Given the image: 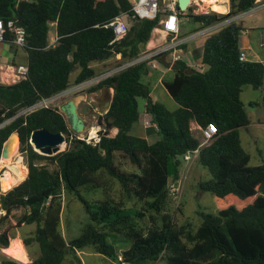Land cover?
I'll return each instance as SVG.
<instances>
[{"label":"trees","instance_id":"trees-1","mask_svg":"<svg viewBox=\"0 0 264 264\" xmlns=\"http://www.w3.org/2000/svg\"><path fill=\"white\" fill-rule=\"evenodd\" d=\"M255 3L229 0L227 13H194L192 7L185 13L178 4L176 9L179 16L209 26L246 12ZM122 14L132 17V0H0L5 26L14 21L26 30L23 49L28 54L26 77L0 83V159L4 142L17 131L28 166L25 180L0 193L6 211L1 223L14 220L15 225H10L15 230L36 225L31 236L22 238L25 246L39 244L40 254L28 264H83L78 251L88 249L116 261L122 255L127 264L158 260L264 264V155L261 164L250 166L251 156L240 136V129L250 124L241 94L246 86H264V63L240 59L241 22L231 21L207 38L204 70L183 60L174 63L175 76L164 85L178 104L176 109L152 96L143 81L146 63L99 81L92 90L112 88L113 96L110 108L101 115V140L96 145L77 138L59 106L21 113L44 97L99 75L91 66L94 62L120 54L117 65H121L140 56L153 30L161 27L165 12L132 18L127 34L112 42L114 29L106 25ZM51 23H56L58 35L53 45ZM14 37L7 28L3 42L12 44ZM140 99L158 130L154 142L131 132L140 118ZM192 122L204 128L213 123L217 128L196 158L211 175L199 187L213 193L217 214L200 212L202 222L196 229L190 221L178 224L169 210L171 185L182 178L184 156L200 144ZM39 128L64 133L67 148L51 156L36 151L30 137ZM113 128L118 131L111 136ZM66 193L81 203L88 217L81 234L69 240L62 232ZM15 236L9 229L0 232V247H9ZM110 236L129 241L130 247L117 254L108 242ZM0 264L22 263L4 258Z\"/></svg>","mask_w":264,"mask_h":264},{"label":"crops","instance_id":"crops-1","mask_svg":"<svg viewBox=\"0 0 264 264\" xmlns=\"http://www.w3.org/2000/svg\"><path fill=\"white\" fill-rule=\"evenodd\" d=\"M263 2L264 0H256V4ZM255 14L253 12H248L247 14L242 16L239 19V21L236 20V22H241L243 26V29L240 34V48L241 51L245 54L246 60H251V61L257 60L264 63V24L262 23L261 18H257L254 16ZM164 17L165 16H163L162 20L164 19ZM185 19L188 20L187 26H186L187 23H185ZM179 20H180V31L177 40L181 41L182 44L179 47L180 51L177 53L181 55L180 60H183L184 62L187 63L188 66L192 68H198L204 70L205 66L202 64V55H203L205 42L209 36L218 32L220 29L224 27L220 24V22L222 21L209 26H203L199 23L192 21L188 17H183V18L181 17L179 18ZM54 24L56 25V23ZM57 38L58 35L55 28L54 34H49L50 45L53 44ZM171 40H172V36H168L165 32L161 31L160 27L155 28L152 32L151 39L147 43L146 49L143 52H146L147 50L155 46L160 48L167 47L171 44ZM120 61H121V55L118 54L114 58L112 57L105 61L94 62L91 64V66L97 69L98 71L101 70L104 66H109L110 64L113 63L117 64ZM155 61L157 62V67L151 68L149 65H147L148 72L143 76V81L150 86L152 96L154 97L155 100L157 101L166 100L167 103L169 102L171 104L172 109H176L178 107V104L170 96L164 85L165 81H170L175 76V69H174L175 62L173 61L172 53L171 52L164 53ZM126 62L127 61H123L122 64H125ZM21 65H28L27 51L23 48L18 47L14 43L10 44L0 41V83H3L2 81L4 79H8L7 77L11 79H15V78L18 79L16 72L18 66ZM76 70H77L76 75L73 76L74 72L71 75L72 81L75 80L79 72V69ZM10 71H12V73H10ZM19 80L20 79L15 81L17 82ZM77 85L79 84H74L69 88H73ZM79 90L81 89H77L73 91V93L76 94ZM97 90L98 89H96L94 91V94L92 95L93 100H95L96 103L97 102L102 103L103 102L102 100H104V103L102 104H105L106 102L105 94L102 92L98 94ZM109 90L111 96H113V89L109 88ZM241 98L242 101L245 103L246 111L250 118V124L247 127L240 129L242 145H243V138H242L241 130H244V132H246L247 145H257L259 143V131L261 130L264 131V116H261V114L254 116V118L252 116L255 115L254 114L255 108L264 107V86L260 89H254V88L250 89L247 86L244 87L241 94ZM249 107L250 110H248ZM139 109H140L139 121L133 126L131 132L134 135L145 137L149 142H154L157 139H159L158 130L157 127L152 123L151 116L146 113L145 101L142 99H140ZM100 125L102 126V123ZM198 127L199 125L197 123L192 122L193 132L194 130L198 131ZM112 131H114V135H115L118 129L113 128ZM243 147L245 148L244 145ZM246 151L248 152L247 149ZM248 153L250 154V152ZM65 195L66 194H64V211H65V200H66ZM72 200H74V198ZM68 226H69V219L66 220V223L62 221V232L66 239H68L67 238ZM16 237L15 239H17L22 243L21 235ZM10 239H11V243L9 247L7 248L0 247V262L2 261V258L3 259L9 258L12 260H16L22 264H28L33 260V258L37 257L40 254V251L37 249L27 250L26 247L21 248V244H19L20 247L12 246L13 238ZM83 252H84L83 250L78 251L80 257H82L81 255L83 254ZM27 253L29 256V261H27L28 260ZM11 255L16 257L17 259L12 257Z\"/></svg>","mask_w":264,"mask_h":264},{"label":"rangeland","instance_id":"rangeland-1","mask_svg":"<svg viewBox=\"0 0 264 264\" xmlns=\"http://www.w3.org/2000/svg\"><path fill=\"white\" fill-rule=\"evenodd\" d=\"M190 7H192L193 11L197 13H208L211 11H215L218 13H227L230 9L229 0H192ZM160 11L165 12V15L169 13V10H167L164 4L161 5ZM186 12L187 11H185V13ZM253 13L254 14L256 13L254 16L257 18H261V21L264 24V10L261 9ZM181 17L183 18L186 16L185 15L179 16V18ZM124 20L129 25H131L132 17L125 16ZM232 21H236V20H232ZM185 23H187L186 24L187 26L188 20L185 19ZM54 32H55V24L51 23L49 34H54ZM114 57L115 56H113V58ZM118 66L119 65L114 64V63L110 64L109 66H104L101 70H98L99 72L98 74L101 75L103 72L115 70ZM10 73H12V71H10ZM76 73H77V70L74 71L73 76H75ZM99 75H97L96 78H93V80L90 79L86 81L87 82L86 86H84V88H81V90H79L76 94L71 93L66 98L62 99L60 102L56 104V106L60 107V105L64 103L65 101H67L68 99L74 98L76 103L78 104L79 112H81V115L84 116L87 120V123H88L87 130H95L98 128L102 129L101 128L102 126L100 125L102 123L101 115H103V113L106 112V111H102L101 112L102 114H100V110L95 106V104L92 101L93 100L92 95L94 94V90H92V88L98 83V81H100V79L98 78ZM7 78L8 79H4L2 82L5 84H11V83H15L16 82L15 80L19 79V78L11 79L9 77ZM247 87L252 89L251 86H247ZM159 102L164 104L168 109L173 110L171 107V104L169 102L167 103L166 100H162ZM248 110H250V107ZM254 114L255 115L252 116L253 118L254 116H257L258 114H261V116H264V107L255 108ZM194 134L196 137L201 138V134L199 130L198 131L194 130ZM241 134L243 138V145L248 150V152H250L251 154L250 163H249L250 166H257L261 164L263 160V155H264V152H263L264 151L263 149L264 131L262 130L259 131V143L257 145H247L246 132H244V130H241ZM110 135L111 136L114 135V131L111 130ZM33 148L35 149L34 146ZM66 148L67 146L65 145L64 149ZM35 150L43 154L40 150L38 149H35ZM5 160L8 162H13V163H17L18 161H21L26 166V168H28L26 156L21 151V144L13 152L11 157ZM7 170L8 168L6 166L0 167V193L8 191V190H4L2 186L3 177L5 176V172ZM27 175H28V169H27ZM181 177H182V180H184V187L182 189L181 197L179 199L173 198V200L171 201L169 205V210L173 214V217L178 224H182L186 221H190L192 222L193 227L196 229L202 222V219L199 214L200 212L217 214V206L215 204L213 193L208 192V191H202L199 187L200 182L210 179L211 175L206 168L198 164L197 160H194L192 161V163L184 162L182 169H181ZM11 188L13 187H9V190ZM65 197H66V200H65L66 205H65V211L63 213V221L64 223H66V220L69 219V226L67 227V238L72 239L81 234V229L88 222V217L81 203L77 199L72 200L73 196L69 193H66ZM11 223L15 225L14 220L6 221L4 223H1L0 221V232L6 229H9V231H11V234H13L14 232V234L16 233V236L21 235V237L24 238V237L31 236L35 232V229H36L35 224H30V225H26L22 228H18L15 230L14 228L11 229V225H10ZM15 237L12 239V244H13L12 246L20 247L19 244H21V248L26 247L27 250L28 249L39 250V244L37 242H33V243H30L29 246H25L23 242L21 243L20 241L15 239ZM108 242L114 245V247L116 248L117 254H122V252L125 249L130 247L129 241L123 240V239L122 240L116 239V238H113L112 236L108 237ZM10 243H11V239H10ZM83 251L84 252L81 255L83 264H119V262L116 261V258H108L103 255L97 254L89 249L83 250ZM27 256H28V253H27ZM14 258L17 259L16 257ZM27 261H29V256H28ZM142 264H150V263L143 262ZM152 264H166V262L164 260H158Z\"/></svg>","mask_w":264,"mask_h":264},{"label":"built area","instance_id":"built-area-1","mask_svg":"<svg viewBox=\"0 0 264 264\" xmlns=\"http://www.w3.org/2000/svg\"><path fill=\"white\" fill-rule=\"evenodd\" d=\"M132 4H133L132 18H153L160 12V8L162 4L166 6L167 10H169V13L166 14L164 19L161 21L160 28H161V31L165 32L168 36H172L171 44L167 47H162V48L156 47V46L152 47L146 52H143L142 54H140V56H138L137 58L131 61H127L125 65L122 64V65H119L115 70L103 72L98 77L100 81L110 75H113V74H116L122 71L123 69L129 66H133L136 64H140V63H146L151 68H156L157 62L155 60L157 59V57H160L161 55L167 52L172 53L174 62L181 59V55L177 53L180 51L179 47L182 44L181 41L177 40L179 31H180V20H179L178 13L176 11L177 0H132ZM261 9H264V2L257 3V4L255 3V6L252 9L246 12L240 13L232 18L226 19L220 22V24L222 26L224 24L225 25L229 24L232 20H239L242 16H244L248 12H255ZM125 16H129V15L122 14L120 16H117L106 25V27H112L114 29L115 38L113 39L112 42L120 40L129 31L130 25L124 20ZM7 28H9L12 32H14L15 37H14L13 43L20 48H24L27 43L26 30L24 29V27L17 25L14 21H9L7 26H5L3 21L0 19V41L4 40V35H5ZM57 40L58 38L54 41L53 44H55ZM240 59L246 60L245 54L243 52H241ZM27 73H28V65L18 66L16 74L19 79L25 78ZM86 84L87 82L85 81L73 88H68L59 93H56L53 96L44 97L41 100H39L37 103H35L34 105L22 110L21 113L28 114L38 109H41V108L55 106L62 99L66 98L68 95L73 93V91L83 88L84 86H86ZM100 130H101L100 128L95 129L94 134H92V130H87L83 134H78L77 138L81 141L86 142L87 144L96 145L101 140V135L99 134ZM198 130L200 131V134H201V138H199L200 144L196 149L189 151L187 154H185L184 159H185V162L187 163H192V161L196 160V158L200 154L201 148L204 147L206 144L210 143L217 133V128L213 123H209L207 127L205 128L199 126ZM183 187H184V180H182V178L177 180L176 183H172L171 193H172L173 198L179 199L181 197ZM5 214H6V211L2 209L0 206V216H3ZM118 261L121 264H126L122 258V255L118 256Z\"/></svg>","mask_w":264,"mask_h":264},{"label":"water","instance_id":"water-1","mask_svg":"<svg viewBox=\"0 0 264 264\" xmlns=\"http://www.w3.org/2000/svg\"><path fill=\"white\" fill-rule=\"evenodd\" d=\"M192 0H177L178 8L180 11H188L191 6ZM109 56V55H107ZM101 89L97 90L99 94ZM100 99V98H99ZM105 104L98 103L97 105L104 111L110 108L112 102V96L109 88H107V96L105 98ZM60 110L65 114L70 129L76 134H83L88 129V123L84 116H82L78 110V104L74 98H70L60 105ZM67 136L62 132L52 133L48 129L39 128L35 129L30 137V143L33 144L35 149L40 150L44 155H55L62 150L60 146L62 144L68 145ZM21 144V138L19 133L13 132L8 139L4 142L1 159H8ZM81 145L77 147L80 148Z\"/></svg>","mask_w":264,"mask_h":264},{"label":"bare ground","instance_id":"bare-ground-1","mask_svg":"<svg viewBox=\"0 0 264 264\" xmlns=\"http://www.w3.org/2000/svg\"><path fill=\"white\" fill-rule=\"evenodd\" d=\"M95 133V130H92V134ZM65 144L60 146V150H63ZM15 151V150H14ZM7 167L8 170L5 172V176L3 177L2 186L4 190H9V187H14L21 183L27 177V169L26 166L18 161L17 163L8 162L5 159L0 160V167ZM12 189V188H11Z\"/></svg>","mask_w":264,"mask_h":264},{"label":"flooded vegetation","instance_id":"flooded-vegetation-1","mask_svg":"<svg viewBox=\"0 0 264 264\" xmlns=\"http://www.w3.org/2000/svg\"><path fill=\"white\" fill-rule=\"evenodd\" d=\"M100 89L102 90V93L105 94V98H106V96H107V88H100ZM92 101L95 104V106L100 110V114H102L101 113L102 112V109L98 107L96 101L95 100H92ZM102 101H103L102 103H104V100H102ZM78 110H79V108H78ZM80 114H81V112H80Z\"/></svg>","mask_w":264,"mask_h":264}]
</instances>
